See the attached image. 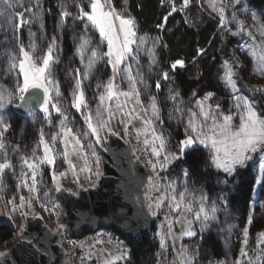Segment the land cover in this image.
<instances>
[{"label": "snow or ice", "instance_id": "6c2138e0", "mask_svg": "<svg viewBox=\"0 0 264 264\" xmlns=\"http://www.w3.org/2000/svg\"><path fill=\"white\" fill-rule=\"evenodd\" d=\"M166 0H161V4ZM170 6L169 16L178 11L175 0H167ZM191 0H182L179 11L186 9ZM208 7L219 16V26L227 31L232 36L247 37L241 45L245 48L249 55L255 59V73L264 75V12L258 14L255 11H250L244 4L243 0H207ZM128 0H123V7L120 10L114 6L112 0H80L76 3L78 11L74 14L68 10L67 0H61L60 21L57 24V33L51 37L46 51L38 48L35 42L30 40L26 47L21 39L20 30L25 26L39 24L40 28H44V13L50 9L42 10L43 4L41 0H0V31L4 32L6 37H9L10 50L5 52L8 59V68L6 74L14 77L12 88H8L0 84V149H6L4 140V132L7 131L11 124L8 123L7 117L10 115L9 108L14 106L17 109H25L30 115L35 114L34 105L39 104L46 117H50L51 113L49 105L55 108L56 112L64 116L60 121V131L63 133L64 148L63 150L55 149L56 135L50 137V141L44 139L43 131H41L40 144L43 145V156L37 157L33 150L31 157L20 156L24 165L31 171V184L25 177L28 173L21 169L20 180L21 184L28 188L30 193H38L37 176L40 172L41 164L55 165L56 153L67 158L69 156V144L72 145V151L83 149L80 137L72 133L71 128L66 127L68 117L64 115L59 106V102L53 103L52 92L55 90V96L60 97L62 94L58 87V82L54 79V67L59 63V43L58 36L62 35V29L67 24V18L71 17L73 23L76 21L83 22V34L81 35V43L77 48V54L80 56L81 63L84 66L82 73L84 79H89L95 74L97 63L107 57L106 64L111 65L112 75L107 82L97 83V89H103L98 100L99 103L95 110V116L91 111L84 116L85 123L95 135L96 142L101 140L100 130L107 127L108 120L114 115L115 111L109 103L114 98L116 100L115 107L117 110L124 112V115L132 117L136 113L135 107L124 111L127 106V101L135 98L137 104H142L140 101V89L138 83H144V76L139 69L133 74L132 64L130 60L139 58L140 45L146 42L144 37L137 35L138 25L136 19L128 12ZM240 8L236 9L235 6ZM233 9L229 14L228 9ZM237 11H243L250 17L251 23L237 16ZM27 14V17L26 15ZM230 15V18H229ZM168 16L164 17L167 22ZM229 25L236 27L233 31ZM163 24L158 27H163ZM89 29L99 32V36L106 41L107 51H103L98 45L92 46L91 38L87 36ZM32 34L30 33V36ZM251 41V43H249ZM155 43V42H154ZM135 45V49L134 46ZM204 50L200 49L199 54H203ZM184 66L183 60H176L171 68ZM123 66V67H122ZM239 66L237 59H226L221 68L223 75L220 79L225 86L233 93V107L235 112H225L220 110V105L216 104L215 108L206 101L211 99L212 93H208L203 100L196 101L199 112L188 110L187 124L185 127V135L177 144L176 151H170L168 148V140L163 132L158 131L157 121L160 120L159 109L155 97H151L150 108L151 115L144 119L140 117L143 123L142 131L138 126V134H142L143 144L150 148V155L155 159L152 161L153 171L163 172L173 162L191 155L192 151L198 150L200 146L208 150V165L222 171L229 176H236L240 169L247 168L249 162H253L258 167L259 177L255 183L264 188V101L257 100L254 96L249 97L242 91L240 85L239 73L236 71ZM75 86L72 91L73 106L80 109L82 106L87 107L85 97L84 84L81 76V69H75ZM120 76L121 81L128 82V90H120L116 77ZM22 77V79H21ZM164 79H169L168 73H163ZM159 88V83L156 84ZM249 91L259 92L261 97H264V87H253ZM177 93L170 98L175 100ZM195 95V94H194ZM120 97H124V103L120 102ZM178 112H183L177 108ZM147 113L148 109H144ZM107 113V120L105 119ZM139 117V113H136ZM238 117V123L234 119ZM123 122V121H122ZM130 122V121H129ZM72 137V141L69 140ZM13 153L19 152V145H13L11 148ZM95 155V152H93ZM255 157V159H254ZM0 185L3 183V175L5 170H14V165L11 162V157L7 151L0 154ZM99 163V159L95 161ZM70 166L75 169V165ZM87 165V161H85ZM87 171L92 169L87 168ZM99 173H97L98 175ZM61 176L65 173H60ZM190 174L188 171L183 172L184 187L183 191L177 190L176 182H170L167 185H161L157 190L161 195L155 198V206L149 205L152 209L151 215L158 214L161 208L167 209L168 214L165 215V220L169 221L167 231L160 233V247L165 252L169 247V239H171L173 247L177 240H182L183 237H196L202 234L209 227L212 221L218 219V211H227L221 209L216 201L208 203L209 197L200 190V195L197 198L193 190L189 189L187 180ZM53 179H56L55 173ZM162 180L163 177H160ZM226 182V181H225ZM2 190V189H0ZM56 190L59 191V184ZM222 200L223 204H227L226 200ZM21 207L25 201V197H20ZM167 202V203H166ZM194 203L196 207L194 208ZM15 210V208H13ZM172 213L178 215L174 218V223L181 225V230L177 234L173 231V220L169 217ZM191 215V218H189ZM252 217L249 216L248 223L251 224ZM199 224V228L195 227ZM248 230H244L245 240L244 245H248ZM257 242L264 244V232L258 234ZM6 254L0 253V256ZM122 252L114 259L119 260L124 258ZM160 255H163L161 253ZM198 255V250L193 249L191 252L188 247L181 244L176 250V258L168 261V264H195ZM106 264H114V260L106 261ZM159 264H164L160 261ZM209 264H228L227 260H210ZM231 264H264V248H260L255 257L249 255L245 248L240 249L239 258L232 261Z\"/></svg>", "mask_w": 264, "mask_h": 264}, {"label": "trees", "instance_id": "16d2710c", "mask_svg": "<svg viewBox=\"0 0 264 264\" xmlns=\"http://www.w3.org/2000/svg\"><path fill=\"white\" fill-rule=\"evenodd\" d=\"M41 2L42 10L50 9L44 13V28L41 29L39 24L25 26L20 30V35L26 47L31 40L37 44L38 48L46 51L51 37L58 31L61 0H41ZM79 2L80 0H67L68 10L75 14L78 11L75 5ZM112 2L117 10L122 9L123 0H112ZM227 2L228 0H225V3ZM243 4L250 11L258 14L264 12V0H243ZM235 7L240 8L239 5ZM127 8L137 21V35L146 40L140 45L139 58L129 62L132 64L134 73L136 69H139L144 76L145 82L138 84L149 108L150 98H156L160 117L157 124L158 126L163 124L165 134L173 144L177 146L178 142L184 138L188 110L199 112L196 105L199 98L212 93V102L214 105L219 104L221 111H226L233 106V93L220 79L223 75L221 65L226 59L238 60L239 66L236 71L239 73L240 85L244 94L264 101V97H261L259 92L249 91L254 84L264 82V75L255 73V59L248 54L245 48L241 47L248 38L232 36L222 29L218 23V14L208 7L207 0H192L187 13L178 11L170 16L168 15L170 7L166 3L161 4V0H128ZM231 11L233 9H228L229 14ZM236 14L240 19L251 23L247 13L237 11ZM25 15L27 17V14ZM165 16H168L167 22L164 21ZM160 24L164 26L158 27ZM229 27L233 31L237 30L233 25ZM82 34L83 22L73 23L72 18L69 17L62 29V35L57 37L59 63L54 67V79L58 82L62 95L56 98L60 99L59 101L62 102L69 115L74 116L71 107L76 75L74 70L79 68L85 96L95 116L99 103L98 97L103 91V89H97V83L107 82L112 75V70L110 65L105 63L107 60L105 57L97 63L95 74L91 78H83L84 66L77 54ZM87 36L91 38L93 47L99 44L103 51H107L106 41H103L98 31L89 29ZM200 49L204 50L203 54H199ZM8 50H10L9 37L0 31V84L12 88L14 77L6 74L8 59L5 52ZM176 60H183L184 66L172 69L171 65ZM165 72L169 76L167 80L163 79ZM157 83L160 85L159 88L156 87ZM122 85L127 88L128 82L125 80ZM177 93L179 95L175 100L170 98ZM177 108L183 112V117H181V112L176 110ZM8 111L10 115L7 121L11 124V128L4 137L6 149H3L0 154L7 151L14 165V170L5 172L3 183L7 195L16 198L19 194L18 177L23 169L20 156H31L33 150L37 152L40 149L37 145L41 131H46L49 138L53 132L47 128V122L38 110H35V114L31 116L17 114L14 106ZM106 115L107 113H105V118ZM73 125L78 132L87 134V129L82 123L74 122ZM13 145H19L18 153L11 151ZM175 170L178 182H183V172L188 171L190 176L187 184L194 194L199 196L200 190H203L209 197V204L216 201L221 209H227L226 212L218 211V219L212 221L210 227L203 233L198 249L200 258L202 260L236 258L239 251V240L250 215L256 187L255 180L259 176L257 165L250 161L249 166L240 169L238 175L229 176L209 167L208 151L198 148L192 151L191 155L180 159L175 164ZM223 193L226 195L224 199L227 201L226 205L220 199H223ZM250 230L252 234L264 230V188L260 191ZM14 233V227L6 222H0V243L12 240ZM127 242L131 246L133 264L154 262L157 245L148 240L146 235L138 240Z\"/></svg>", "mask_w": 264, "mask_h": 264}, {"label": "rangeland", "instance_id": "374dc122", "mask_svg": "<svg viewBox=\"0 0 264 264\" xmlns=\"http://www.w3.org/2000/svg\"><path fill=\"white\" fill-rule=\"evenodd\" d=\"M165 3L169 6L167 0ZM175 3L179 11V8L182 4V0H175ZM191 4H192V0L189 6L180 12L187 13ZM133 47L135 48V45ZM179 67L181 66L178 65L176 68ZM133 74L135 73L133 72ZM116 83L120 90L123 91L128 90V87L126 88L125 86L122 85L120 76L116 77ZM137 87L140 89L139 99L140 101H142V104H137L135 98L133 97L127 101V106L124 109V111L130 110L131 108L135 107L136 113H139V117L136 116V113H133L132 117L130 118L124 115L123 111L117 110L115 107L116 100L114 98L109 103L112 105V108L115 111V115L110 120H108L107 127L102 128L100 130L101 140L99 143L96 142L95 135L91 133V130L88 128L87 124L85 123L84 116L87 112L91 111V106L87 98H86L87 107L82 106L80 109L75 108L73 106V101H72L71 107L74 116H71L63 107L62 102L59 101L60 99L58 100L56 98L55 90H53L52 92L53 103H56L57 101L59 102V106L61 107L62 112L64 113V115L68 117V121H66V127L71 128L72 133L80 137L81 144H83V149L81 150L79 149V146H77V151L74 153L72 151V145L74 142H71L69 144V156L67 158L63 157L62 155L59 154V152H57L55 165H49L46 163L41 164L40 172L37 176V180H38L37 187L39 189L38 193H30L28 191V188L21 184V180H20L21 172L18 177L19 194L18 196H16V198L7 195V193L5 192L4 183L0 185V189H2L0 190V205L3 208L5 214V221L15 229L14 237L12 240L8 242L0 243V253L3 254L7 253L9 249L17 242L19 234L26 227V216L30 212H33L35 215L42 216L45 222L47 223V225L52 230L54 231H57L59 229L64 230L61 243L66 253V259L71 261L72 264H74V258L77 259L78 264H106V261L109 260H114V264H133L130 244L127 241H125V239L122 238L120 235H118L117 233H115L114 231L108 228H101L96 233L86 234L79 238H72L67 236V234L65 233V229H66L65 224L62 220V217L65 213L59 201L57 200L56 187L57 184H59V190L61 188H65L69 191L78 193L81 188H88L94 186L98 182L102 174V162L99 152V146H105L110 131H115L116 133L121 135L126 141L130 142L133 146L134 158L140 159L147 167L153 169L151 162L154 161L155 158L150 155L151 149L147 148L143 144V139H144L143 135L138 134V129L135 128L133 125L134 120L140 119V117L147 119L151 115V108H149L148 103L145 102L140 85L138 84ZM254 87L256 88L264 87V82L256 83L254 84ZM204 97L199 98L198 100H203ZM119 99L121 103H124L125 101L124 97H120ZM212 100H213V94L211 96V99L207 100L206 103L211 104L213 108H215V105L213 104ZM144 109H148V112L145 113ZM49 110L51 113L50 117H46L42 109L38 111H40V113L44 116L45 118L44 120L47 122V128L51 129V132H53L52 134L56 135L57 133H60V135L57 136V140L55 142V149L63 150L64 140H63V133H61L60 131V121L64 119V116L56 112L55 108H53L52 105H49ZM223 112H225V114H229V112L234 113L235 109L233 106H231L228 110ZM105 119L106 120L108 119L107 115ZM74 122L82 123L84 127L87 129V134L78 132L75 126L73 125ZM234 122L235 123L239 122L238 117L234 119ZM10 128L4 132V137L10 131ZM139 129L142 131L143 127ZM157 130L163 132V134L167 138L169 150L173 152L176 151L177 146L176 144H173L171 142V139L168 137V135L165 134L163 124L158 126ZM47 134L48 133L46 131L43 132L44 139L48 140L51 143L50 138L47 136ZM69 140L72 141L71 136H69ZM39 148L40 149L36 152V156L42 157L43 145L40 144ZM199 148H203V147L200 146ZM2 151L3 149H0V152ZM93 152H95V155H93ZM97 158L99 159L98 164L95 163ZM69 161H71L72 165H75V169H73L70 166ZM85 161H87V165H85ZM178 161L179 160L173 162L165 171L159 172V174H157V172H154V175L149 178L148 183L143 190V194L146 205L150 211H152V209L149 208V205L151 204L154 207L155 198L161 195V192L157 190L158 188H160L161 185H167L170 182L175 181L177 185V190L183 191L184 179L183 182L180 181L178 182L176 180L178 178L176 176L177 172L175 170V164ZM2 162L3 160H0V163ZM21 165H23V171L28 173V176L25 177V179H27L28 183L31 184V179H30L31 171L23 163H21ZM87 168L92 169V171H87ZM6 171L7 170H5V172ZM54 173L56 179H53ZM60 173H65V175L61 176ZM97 173L99 174L97 175ZM160 177H163V179L161 180ZM48 181L50 182L49 183L50 185L48 184ZM261 189H262L261 185L256 184L253 200L251 203L250 215H249L252 217V221L254 218L255 207L257 205V201ZM21 196L25 197V201L23 202L22 207L20 201ZM195 196L197 198L199 197L196 194ZM222 197L224 200L226 197L225 193L222 194ZM195 207L196 204L194 203V208ZM13 208H15V210H13ZM167 214H168L167 209L165 208L159 209L158 214L154 216L156 218L155 225L152 231L146 235L148 240L155 242L157 245L156 252L154 255L155 259L152 264H159L160 261H163L164 264H168V261H171L176 258V250L179 249L181 244L186 245L190 252L193 249L198 250L200 241L203 237L204 232L202 234H198V236L196 237H183L182 240L176 241L175 247L171 246L172 242L171 239H169L168 241L169 247L165 252L160 247V233L162 231L164 232L167 231L169 221H166L164 218L165 215ZM177 215H178L177 213H172L169 219L173 220V231L178 234L181 230V225L178 223H174V218ZM189 218H191V215H189ZM251 224H249L247 220V223L243 229L241 238L239 240V251L237 257L233 259L225 258L220 260H227L228 264H231L232 261L239 258V253L241 248L246 247V250L248 251L249 255L252 257H255L257 255L258 250L260 248H264V244H260L257 242L258 234L264 232V230L256 234H252L250 230ZM195 227L198 229L199 224H196ZM245 229H247L249 233L247 237L248 239L247 246H245L243 243V241L245 240V236H244ZM122 252L125 254L124 258L115 260L114 258L116 256H119ZM161 253H163V255H160ZM212 260H218V259H212ZM209 261L210 260H202L198 252L195 264H209Z\"/></svg>", "mask_w": 264, "mask_h": 264}, {"label": "water", "instance_id": "95a60500", "mask_svg": "<svg viewBox=\"0 0 264 264\" xmlns=\"http://www.w3.org/2000/svg\"><path fill=\"white\" fill-rule=\"evenodd\" d=\"M41 109L39 104L34 105V110ZM16 112L31 116L22 108H16ZM133 125L137 129L144 127L140 119L134 120ZM99 152L102 174L94 186L81 188L78 193L65 188L56 192L65 213V233L79 238L108 228L125 241L138 240L150 233L156 222L143 194L154 171L134 158L132 144L115 131L109 132ZM0 221L6 222L1 205ZM63 234V229L52 230L42 216L30 212L25 229L6 255L0 257V264H72L61 243ZM74 264H78L76 258Z\"/></svg>", "mask_w": 264, "mask_h": 264}, {"label": "flooded vegetation", "instance_id": "af4514ba", "mask_svg": "<svg viewBox=\"0 0 264 264\" xmlns=\"http://www.w3.org/2000/svg\"><path fill=\"white\" fill-rule=\"evenodd\" d=\"M1 222V221H0Z\"/></svg>", "mask_w": 264, "mask_h": 264}]
</instances>
